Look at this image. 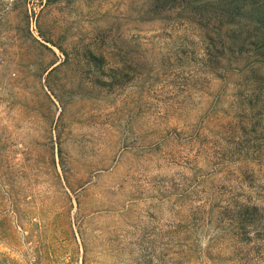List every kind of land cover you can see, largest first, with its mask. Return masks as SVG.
Wrapping results in <instances>:
<instances>
[{
  "label": "rangeland",
  "instance_id": "rangeland-1",
  "mask_svg": "<svg viewBox=\"0 0 264 264\" xmlns=\"http://www.w3.org/2000/svg\"><path fill=\"white\" fill-rule=\"evenodd\" d=\"M262 6L0 0V264H264Z\"/></svg>",
  "mask_w": 264,
  "mask_h": 264
},
{
  "label": "trees",
  "instance_id": "trees-1",
  "mask_svg": "<svg viewBox=\"0 0 264 264\" xmlns=\"http://www.w3.org/2000/svg\"><path fill=\"white\" fill-rule=\"evenodd\" d=\"M255 8L256 7L253 8L254 9V13H255L254 14L255 20H254V23L252 25V29H255V27H257L261 31L260 32L261 36H263V38H264V33H262V32H264V6L258 7L259 10H257V11H256ZM258 35H259V33L256 34V36H258ZM219 38H220L221 42L225 41V38L220 33H219ZM262 48H264V44L262 45L261 49ZM261 55L264 56V52L262 54L261 53L258 54L257 56L259 57Z\"/></svg>",
  "mask_w": 264,
  "mask_h": 264
}]
</instances>
